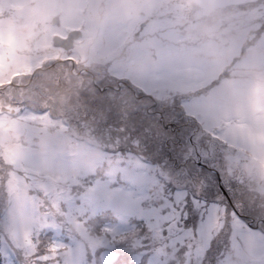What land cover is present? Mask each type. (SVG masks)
I'll return each mask as SVG.
<instances>
[{"label": "rangeland", "instance_id": "rangeland-1", "mask_svg": "<svg viewBox=\"0 0 264 264\" xmlns=\"http://www.w3.org/2000/svg\"><path fill=\"white\" fill-rule=\"evenodd\" d=\"M107 27L115 35L101 41L96 30ZM71 28L82 35L66 54L52 39ZM66 56L94 67L95 79L66 74L65 64L39 71ZM24 72L35 79L21 82ZM141 99L171 114L183 108L205 131L197 139L225 141L228 159L245 161L247 191L264 197V0H0V156L34 162L41 185L66 182L59 157L86 142L85 122L148 124ZM80 102L97 117L79 118ZM100 159L97 149L83 165ZM25 199H11L20 230L45 219L40 207L24 211Z\"/></svg>", "mask_w": 264, "mask_h": 264}, {"label": "snow or ice", "instance_id": "snow-or-ice-1", "mask_svg": "<svg viewBox=\"0 0 264 264\" xmlns=\"http://www.w3.org/2000/svg\"><path fill=\"white\" fill-rule=\"evenodd\" d=\"M96 33L103 41L115 29ZM155 122H85L87 140L59 157L67 179L56 186L36 180L34 162L0 156V264H264V197L244 186L245 161H230L225 141L197 139L183 108ZM21 194L23 210L45 218L24 230L10 203Z\"/></svg>", "mask_w": 264, "mask_h": 264}, {"label": "flooded vegetation", "instance_id": "flooded-vegetation-1", "mask_svg": "<svg viewBox=\"0 0 264 264\" xmlns=\"http://www.w3.org/2000/svg\"><path fill=\"white\" fill-rule=\"evenodd\" d=\"M140 27H142V26L140 25ZM72 30H74V29L71 28V29L67 30L66 34H59V36L63 37V38H67L68 35H69V32L72 31ZM78 40L74 41L73 48L76 47V43H77ZM60 49H62L63 51H66V54L70 52V51L64 50L63 48H60ZM58 64L63 66V67H64L63 64H65L67 66V73L66 74H68L69 72L71 73V71H72V74H75L78 78L79 77H85V78H91L92 80H93V78L95 79L96 72L94 71V67L86 66V65L82 64L81 62L79 63L76 60V58H74V57L73 58H68L66 56V58L58 59V61H56L52 65H49V66H47L45 68H38V69H39V71H43L44 73H46L47 71L49 72V69L54 70V71L57 72V68L55 67V65H58ZM110 73H106L107 76L110 77L111 76ZM35 77L36 76L33 75L32 73H30V75H29V73H27V72H24L23 74L19 75V79H20L21 82H23V81H25L27 79H29V80L35 79ZM50 103H51V101L48 104L50 105ZM4 108L5 107H1V110L6 111ZM22 108H26V106H21L20 109H22ZM53 113L58 115L59 117H61L63 115V114H60L59 112H53ZM13 114H15V113H13ZM202 136H205V135H202ZM207 137L209 138V140L214 141V139L212 137H210V136H207Z\"/></svg>", "mask_w": 264, "mask_h": 264}, {"label": "trees", "instance_id": "trees-1", "mask_svg": "<svg viewBox=\"0 0 264 264\" xmlns=\"http://www.w3.org/2000/svg\"><path fill=\"white\" fill-rule=\"evenodd\" d=\"M126 83H127V82H126ZM127 84H128V86H129V83H127ZM129 87H130V86H129ZM142 95H143V94H142ZM141 98L143 99L144 97H141ZM142 99H141V101L138 100L136 106L142 110V114H141V116H142V120L145 118L146 121L148 122V124H146L145 120H144V123L141 122V124H143V125H145V126H151L154 130H158V125H157V123L155 122V120L152 121V120L149 119V118H152V115L156 116V118H157L158 116L155 115V113L158 112V111H159V113L163 114L164 117H165L166 115H171V112L167 111L166 109L163 110V109L161 108V106H159V109H160V110H159L158 108L154 109L156 106L153 108V105H152V104H149V105H147L146 107H143L144 103H143V100H142ZM139 103H141V106H139ZM72 109H74V110L77 111V114L80 115L79 118H81V117L83 116V115H82V112H84V113H89V114L94 113V117H95V118L97 117V111H92V112H91L89 109L81 110V102H80L79 106H77L76 108L73 107ZM153 112H155V113H153ZM151 114H152V115H151ZM74 115H75V114H74ZM158 115H159V114H158ZM148 117H149V118H148ZM159 117H160V116H159ZM160 122L162 123V121H160ZM191 127H192L193 129H195L196 132L198 133L197 138H198V137H201V135H204L205 131H204L203 129H201V125L198 123L197 119H191ZM210 137L213 138V136H210ZM0 169H1V173H0V178H1V179H0V181H2V180H3V173H4V171H5L4 166H3L2 163H0ZM4 195H5V193H4V191H3L2 185H0V201H3V199H4ZM10 202H11V199H10Z\"/></svg>", "mask_w": 264, "mask_h": 264}, {"label": "water", "instance_id": "water-1", "mask_svg": "<svg viewBox=\"0 0 264 264\" xmlns=\"http://www.w3.org/2000/svg\"><path fill=\"white\" fill-rule=\"evenodd\" d=\"M81 35L79 31H72L69 33L67 38H62L59 36L54 37V45L58 47H62L66 50L73 48V41Z\"/></svg>", "mask_w": 264, "mask_h": 264}]
</instances>
